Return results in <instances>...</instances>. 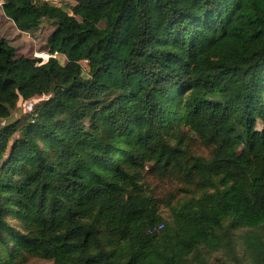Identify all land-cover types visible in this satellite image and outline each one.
<instances>
[{"label": "trees", "instance_id": "16d2710c", "mask_svg": "<svg viewBox=\"0 0 264 264\" xmlns=\"http://www.w3.org/2000/svg\"><path fill=\"white\" fill-rule=\"evenodd\" d=\"M1 1L0 264H264V0Z\"/></svg>", "mask_w": 264, "mask_h": 264}, {"label": "rangeland", "instance_id": "374dc122", "mask_svg": "<svg viewBox=\"0 0 264 264\" xmlns=\"http://www.w3.org/2000/svg\"><path fill=\"white\" fill-rule=\"evenodd\" d=\"M57 5L66 6L67 3L72 2V0H50ZM2 1L0 0V38H5L8 40L9 44L16 49L18 56H28V57H48V37L54 29V25L48 20H45L41 26L33 31L25 32L19 30L14 22L7 18L2 9ZM63 61H65L64 56H60ZM44 97H37L27 102H20L18 110L14 112L12 118H17L22 115L25 111H29L30 107L35 103L42 100ZM188 138L184 139V143L188 149L196 155H202L208 157L210 155V148L203 144L201 138L195 134H188ZM149 167V166H147ZM146 181L151 185V188L155 191L157 197L162 199L160 205V211L165 217H169L170 211L165 205V201L173 199V196L177 198L183 197L184 192L180 191L183 184L175 176H167L164 178H159L155 174L150 172L146 173ZM174 201V202H175ZM211 264H224L220 260V255L214 256L210 259ZM22 264H50V261L33 257L27 262Z\"/></svg>", "mask_w": 264, "mask_h": 264}]
</instances>
